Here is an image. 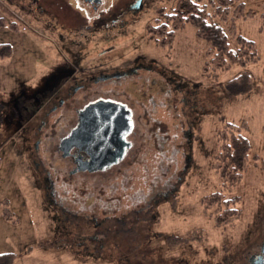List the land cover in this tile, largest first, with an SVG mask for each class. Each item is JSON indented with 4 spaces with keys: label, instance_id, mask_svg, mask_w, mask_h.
<instances>
[{
    "label": "rangeland",
    "instance_id": "obj_1",
    "mask_svg": "<svg viewBox=\"0 0 264 264\" xmlns=\"http://www.w3.org/2000/svg\"><path fill=\"white\" fill-rule=\"evenodd\" d=\"M116 1L121 6L126 0H105ZM177 1L157 0L133 22L98 27L97 34L89 22L87 37L70 31L88 12L73 5L79 9L71 21L72 10L56 2L52 9L68 30L57 28L60 39L53 27L0 0V42L12 47L0 60V200L7 199L0 204V252L16 253L11 264H238L263 240L264 0H242L252 13L234 22L236 35L253 40L256 58L222 71L209 66L204 41L189 23L176 31L170 50L148 40L146 27L160 17L157 11L170 12ZM231 22L220 24L228 30ZM137 58L147 67L98 83L90 95H115L134 112L124 159L105 171L70 174L53 147L73 121H55L56 111L42 127L56 135L40 137L46 169L39 173L18 132L27 121L32 130L42 125L35 106L43 107L44 88L71 68L108 71L134 67ZM44 91L46 98L56 92ZM226 121L236 123L250 145V164L232 185H222L213 170L217 133ZM220 189L222 205L215 211L203 197ZM223 198H232L237 209L227 219Z\"/></svg>",
    "mask_w": 264,
    "mask_h": 264
},
{
    "label": "flooded vegetation",
    "instance_id": "obj_2",
    "mask_svg": "<svg viewBox=\"0 0 264 264\" xmlns=\"http://www.w3.org/2000/svg\"><path fill=\"white\" fill-rule=\"evenodd\" d=\"M6 3H10L19 9L27 12V14L34 20L44 22L47 25L53 27V30L56 31V35L60 37V39L63 38L62 33L57 31V28H61L62 31H68L65 30L66 23L63 21L61 17V13L56 11L55 9H52V5H54L56 2L59 3L60 8H67L69 10H72V13L70 14V20L75 21V15H78V13L75 11L79 9L78 7L75 9L76 6H82L85 11L88 13L85 14V17H83V22H85L83 25L76 28V30L73 32L70 31V33L73 36H88L90 33L97 34L98 27H114L116 24H119L121 26H125L131 22H133L138 15L144 10L148 9L151 5L155 4L157 0H126L123 5L119 6L117 5V1L115 3L107 4L105 0H5ZM56 5V4H55ZM73 6V7H71ZM89 22L91 23V29L90 33L88 31H85L86 28L89 27ZM81 29V30H79ZM82 29L84 31H82ZM82 32L84 33L83 35ZM111 34V33H109ZM70 50V49H69ZM71 51V50H70ZM72 52V51H71ZM74 53V52H72ZM142 58L135 59L136 63H134V67H118L112 70H103V71H90V70H84L79 69L78 71L74 72L71 69H68L65 71V73L60 75L58 79L51 84V86L47 85L44 90L49 89L50 91L55 90V94L53 96H50V94H46L47 98L44 96V90H43V107H37L35 106V109L38 110L37 113L42 112V118L41 122L42 125L37 126L32 130V127H30L28 121L25 124H22L18 134L22 136V151L26 153V156L34 163L36 166L37 171L39 170H45V164L44 161H42L41 157L38 154L39 149V143L41 142L40 137L43 135L47 137L50 132L51 136L55 137L56 132L52 129L49 131L43 132L42 127L45 126L46 120L50 115H56L59 113L55 119V121H59L60 119H64L67 123H72L70 127L67 129V131H63L61 135L58 137L57 144L53 147V151H56L61 154L63 158H66L68 165H70V174L73 172V170L83 165V161L88 160L89 156L86 153L84 149H82L79 146H72L68 150H63L60 147V142L63 138H65L69 132L77 125L79 120V112L89 103L104 99L106 101H113L118 102L126 105V107L129 110L130 113V122H131V128L130 131L124 136V141L127 142V146L124 150L122 158L119 160L113 162L109 166H107L104 169L101 170H94V171H88V170H78L76 172H100L110 169L113 166H116L119 164L125 157L127 151L132 146V141L129 139V136L133 134L135 129V114L133 111H131L130 107L124 103L120 98L116 97L115 95H105L104 96H90L93 94V91L96 89L95 85L98 83H102L105 81H113L115 79L119 78H126L127 76L131 75L132 73H135L137 69L140 67H147L145 64H143L141 61ZM140 60V61H139ZM139 62V63H138ZM151 67V66H149ZM73 71V72H72ZM92 89V90H91ZM52 94V93H51ZM78 94V95H77ZM34 109V110H35ZM33 110V111H34ZM56 111H58L56 113ZM34 113V112H33ZM19 114V113H18ZM35 114V113H34ZM32 116V114L26 115V118L29 119ZM39 116V115H38ZM22 119L25 116H21ZM30 120V119H29ZM69 126V125H68ZM49 132V133H48ZM47 135V136H46ZM49 135V136H50ZM51 137V139H52ZM35 138V141L33 142L32 139ZM33 142V146H32ZM45 148H47L45 146ZM44 148V149H45ZM49 148L52 149V144L49 146ZM114 146L111 145L109 147V150H113ZM45 151V150H44ZM38 158V161L37 159ZM67 165V166H68ZM40 173V172H39ZM39 175L38 173H36ZM43 176L44 184L47 186L48 190V196L52 197V189L51 184L49 181V173L46 172ZM46 189V188H45ZM60 221V219H59ZM60 225H64L62 227H65L64 221L59 222ZM99 224V223H98ZM264 236V235H263ZM256 250L253 249L245 251L243 254V258H240L238 264H264V238L263 240L256 244Z\"/></svg>",
    "mask_w": 264,
    "mask_h": 264
},
{
    "label": "trees",
    "instance_id": "obj_3",
    "mask_svg": "<svg viewBox=\"0 0 264 264\" xmlns=\"http://www.w3.org/2000/svg\"><path fill=\"white\" fill-rule=\"evenodd\" d=\"M235 2L237 4L234 5ZM157 12L160 17H156L153 24L147 25L146 35L148 40L153 41L159 47L170 50L176 31L189 23L193 26L196 36L204 41L205 54L209 57L207 63L213 70L222 71L228 69L232 64H245L257 56L253 40L241 34H235V20L246 18L252 13L250 10H244L242 0H208L205 3H201V0H178L170 12H166L163 8ZM214 16H218L217 21L213 19ZM2 18L0 16V22H2ZM228 20L232 22L229 29L226 30L220 23ZM15 23L10 24L12 29L15 27ZM230 35L236 39L234 45L230 43ZM11 53V45L0 42V60L9 57ZM4 108L5 105L0 102V124ZM217 135L220 143L214 154L213 170L219 176L222 185L236 184L250 164L249 142L240 127L234 122H224ZM251 158L255 160L254 157ZM223 196L220 189L204 196L203 199L211 207L215 205L214 210L219 211ZM6 200V198L1 199L0 204L7 202ZM232 201V198H223L225 206L223 211L226 219L236 214L237 209L231 207ZM2 210L3 215L8 217L9 209L4 207ZM15 257V252H0V264H11Z\"/></svg>",
    "mask_w": 264,
    "mask_h": 264
},
{
    "label": "water",
    "instance_id": "obj_4",
    "mask_svg": "<svg viewBox=\"0 0 264 264\" xmlns=\"http://www.w3.org/2000/svg\"><path fill=\"white\" fill-rule=\"evenodd\" d=\"M130 113L126 105L100 99L86 105L79 112L77 125L63 138L60 147L68 150L79 146L86 151L88 160L78 170H101L122 158L130 131ZM113 145L114 149L109 150Z\"/></svg>",
    "mask_w": 264,
    "mask_h": 264
}]
</instances>
